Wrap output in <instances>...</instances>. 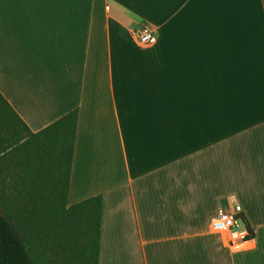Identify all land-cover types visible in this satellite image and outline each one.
<instances>
[{
	"label": "crops",
	"instance_id": "crops-1",
	"mask_svg": "<svg viewBox=\"0 0 264 264\" xmlns=\"http://www.w3.org/2000/svg\"><path fill=\"white\" fill-rule=\"evenodd\" d=\"M0 95L31 133L78 110L67 205L102 197L98 264H264V0H0Z\"/></svg>",
	"mask_w": 264,
	"mask_h": 264
},
{
	"label": "trees",
	"instance_id": "trees-1",
	"mask_svg": "<svg viewBox=\"0 0 264 264\" xmlns=\"http://www.w3.org/2000/svg\"><path fill=\"white\" fill-rule=\"evenodd\" d=\"M77 125L74 109L31 133L0 95V178L17 191L11 209L0 192V264L99 263L102 197L67 205Z\"/></svg>",
	"mask_w": 264,
	"mask_h": 264
},
{
	"label": "built area",
	"instance_id": "built-area-1",
	"mask_svg": "<svg viewBox=\"0 0 264 264\" xmlns=\"http://www.w3.org/2000/svg\"><path fill=\"white\" fill-rule=\"evenodd\" d=\"M133 38L137 44L144 47L153 46L157 41L155 30L148 25L134 29ZM210 230L225 235L229 246L235 249L244 248L252 239L247 224L236 214L218 213L210 222Z\"/></svg>",
	"mask_w": 264,
	"mask_h": 264
},
{
	"label": "rangeland",
	"instance_id": "rangeland-1",
	"mask_svg": "<svg viewBox=\"0 0 264 264\" xmlns=\"http://www.w3.org/2000/svg\"><path fill=\"white\" fill-rule=\"evenodd\" d=\"M24 141V135L17 141L14 142V144H20ZM15 177L12 174L6 175V174H2L0 180L4 183L5 185V189L4 190H0V192H3L4 195V201L2 203H6L7 204V209H11L12 206L9 208V202L11 199H13L15 201V198L17 196V191L16 188L12 189V186L15 183ZM18 201V200H16ZM16 204V202H15ZM5 209V208H4Z\"/></svg>",
	"mask_w": 264,
	"mask_h": 264
}]
</instances>
